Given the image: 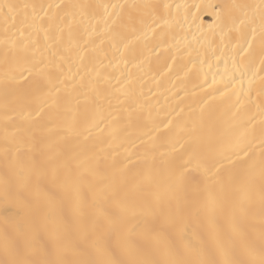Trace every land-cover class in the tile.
<instances>
[{
  "label": "bare ground",
  "instance_id": "6f19581e",
  "mask_svg": "<svg viewBox=\"0 0 264 264\" xmlns=\"http://www.w3.org/2000/svg\"><path fill=\"white\" fill-rule=\"evenodd\" d=\"M24 2L94 28L100 76L49 94L0 43V264H259L262 0H0Z\"/></svg>",
  "mask_w": 264,
  "mask_h": 264
},
{
  "label": "snow or ice",
  "instance_id": "6c2138e0",
  "mask_svg": "<svg viewBox=\"0 0 264 264\" xmlns=\"http://www.w3.org/2000/svg\"><path fill=\"white\" fill-rule=\"evenodd\" d=\"M264 7V0H262ZM59 7V6H57ZM112 7H116L113 5ZM233 7L240 8V5ZM52 8V5H44L40 3H0V22L4 25V37L0 40L6 48L23 56L27 64L31 67H25L21 72L20 80H27L32 75V69H38L42 80L49 86V94H57L60 91V85L64 83L67 77L64 75V65H68L69 71L75 67L77 74L80 75V81L85 80V76H92L95 72L96 57L90 56L89 52L95 53L97 49L94 47L95 41L92 39L95 29L89 26L84 30L85 39H81V33L74 22L71 20L60 19L49 15L46 9ZM107 8V6H105ZM139 31L143 35L154 34L155 28L153 24L157 21L140 20ZM261 24L264 27V13L261 16ZM122 42L121 56L125 52L130 51V46L141 39L138 34V28L135 23H130L125 27V31L119 34ZM101 40L100 44L103 45ZM113 47L115 44L113 43ZM107 55V53H103ZM88 61L85 64V61ZM123 63L127 66V61ZM49 67L56 69L59 75H53L51 71H47ZM27 73V75H25ZM99 72H95V79L90 80V85L95 89L99 83ZM131 84V79L128 80ZM120 91V89H117ZM25 100L30 101V97L25 94ZM40 112L36 113L39 116ZM31 116L30 112L25 113V119ZM8 264H33L30 261L11 260ZM38 264H63L62 261L48 262L41 261ZM103 264H113L111 261H105ZM205 264H212L211 261ZM225 264L231 262L225 261ZM259 264H264V257L261 258Z\"/></svg>",
  "mask_w": 264,
  "mask_h": 264
}]
</instances>
